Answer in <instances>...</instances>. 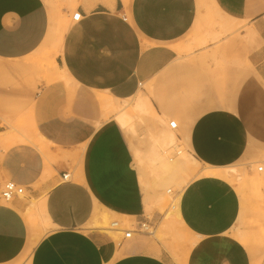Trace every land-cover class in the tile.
<instances>
[{
    "label": "crops",
    "instance_id": "0c3cea01",
    "mask_svg": "<svg viewBox=\"0 0 264 264\" xmlns=\"http://www.w3.org/2000/svg\"><path fill=\"white\" fill-rule=\"evenodd\" d=\"M59 15L72 21L45 60L70 87L35 70ZM140 91L204 166L179 194V240L163 233L165 215L146 214L157 196L117 122L83 149L98 117L93 93L123 101ZM19 120L31 129L13 136ZM9 141L0 190L12 181L28 195L0 199V264H264V248L245 245L235 184L202 175L246 164L251 176L264 153V0H0V143ZM96 207L123 228L134 219L135 232L88 227ZM32 216L47 218L43 237ZM141 222L154 230L139 232Z\"/></svg>",
    "mask_w": 264,
    "mask_h": 264
},
{
    "label": "rangeland",
    "instance_id": "374dc122",
    "mask_svg": "<svg viewBox=\"0 0 264 264\" xmlns=\"http://www.w3.org/2000/svg\"><path fill=\"white\" fill-rule=\"evenodd\" d=\"M58 20H62L65 25L69 26L72 19H68L66 16H57ZM237 29V28H235ZM237 34V31L235 32ZM44 52V51H43ZM42 52V53H43ZM50 54V53H46ZM40 56V59L37 60V64L35 66V70L38 74V76H41L45 72L49 73L51 71V63L49 60H45L46 56L44 54ZM32 68V67H31ZM33 69V68H32ZM42 73V74H41ZM54 76V74H53ZM56 76V75H55ZM63 80L62 78L57 79V82L60 83ZM54 82V78L51 77L47 80V84ZM65 86L70 87V83L68 82H62ZM144 96H146L144 94ZM136 103L135 97L126 101H118L117 105L120 106V108L125 109L130 114L129 124L126 128H123L118 121L115 119V114L110 113L108 110L100 109L97 106V113L98 117L96 120L95 127L93 128V132L90 135L89 139L84 143L83 149L85 150L91 141L94 133L99 131L105 124L110 122H117L122 130L123 133L127 139V142L129 143V146L133 152V155L135 156V153H138L139 159L137 160L138 167L140 171H144L146 174H143V176L147 179V185L149 186V192L152 193L154 196H163V203L161 207H158V205H155L152 207V210L149 209V212H146V214H149V216H152L155 212L159 213L161 215H165L168 211L171 209L172 205V199L177 197L182 187L185 185V183H188L190 180H192L196 175L199 169L204 166H189L188 168H184V165L182 164L181 160L182 157L188 156L185 149L183 147H178V141L175 138V141L171 144L166 145V149H158L160 151V154L165 158V160L172 164V168L170 171L165 173V177L163 179L158 178L149 168L147 164V159L152 155V152L154 153L155 148H153V143L156 140H160L163 135L168 134L173 130L170 129L168 125V120H165L157 115H140L135 109L134 105ZM31 121V119H29ZM31 122H28L27 124H30ZM24 121H14L11 128L9 129L13 136H17V134L24 133L25 129H31V128H25ZM26 124V125H27ZM174 135V134H173ZM175 137V136H174ZM10 138V137H9ZM12 141H9L7 143H0L2 147L10 146L15 144L10 143ZM178 149L182 152L181 154H178ZM158 152V151H156ZM159 153V152H158ZM264 156V153L256 159L253 163H251L249 166L251 172L253 175H247V169L246 164L242 166L232 167L227 170V174L225 175L229 181L232 184H235V187L239 191L241 197L244 200L245 203V210L248 214V218L246 221L241 223L240 227L243 230V238L245 242H248L250 245L256 247L257 250H262L264 248V196H260V199L257 195V190L259 189V183L261 181H264V178L262 175H264V172H258L257 166L261 160V157ZM256 179H259L257 182ZM261 180V181H260ZM256 183H255V182ZM2 190V189H1ZM0 190V192H1ZM170 190L171 192H167ZM28 193H25L23 196H20V199L26 198ZM2 203L5 204L3 199ZM119 218H112L110 222L113 221H119ZM124 227L127 229H135L136 222L134 219L127 220L124 222ZM41 234H46L49 231V226L46 225L41 221ZM110 228V224L108 226ZM150 231H153V228L149 229ZM122 236V235H120ZM121 237H117L116 241L119 242ZM178 248L179 245H176ZM179 250V249H177Z\"/></svg>",
    "mask_w": 264,
    "mask_h": 264
},
{
    "label": "bare ground",
    "instance_id": "6f19581e",
    "mask_svg": "<svg viewBox=\"0 0 264 264\" xmlns=\"http://www.w3.org/2000/svg\"><path fill=\"white\" fill-rule=\"evenodd\" d=\"M55 17V16H54ZM234 27L236 28L239 23L237 21L233 22ZM68 26L65 25V23L62 20H58L57 17L53 18L51 21V27L49 29L47 38L44 42V52L43 56H49L50 54L57 55L61 52L62 49V44H63V39L65 36V33L67 32ZM50 54H46V53ZM51 71L54 75H56V80L62 78V82H71V79L69 76L66 74V72L60 68L54 63V61L51 63ZM93 100L94 103L100 108V109H105L108 110L110 113L115 114V119L118 121V123L123 127L126 128L129 124V119H130V114L127 110L120 108L119 105H117L118 101L115 99L113 96L108 95V94H103V93H98L94 92L93 93ZM136 103L134 105V109L140 114V115H145V114H150V115H157L148 100L146 96H144V93L140 91L136 96H135ZM126 101V100H123ZM21 140V139H20ZM175 141V137L172 133V131L168 134H165L162 136L160 140H156L153 143V148H157L154 153L152 152V155L147 159V164L150 168V170L160 179H163L165 177V173L170 171V169L173 167L171 163L167 162L165 158L160 154V151L158 149H164L167 144H171ZM10 143H13L10 142ZM167 148V147H166ZM165 148V149H166ZM135 158L140 160L138 153H135ZM182 164L184 165V168H188L189 166H197L198 163L191 158L190 156H184L182 157L181 160ZM227 172L224 170H205L204 173H202L203 176H212V177H221V178H226ZM264 178V175H262ZM258 182L259 179H256ZM261 181V180H260ZM145 180H143V186H145ZM187 183H185L186 185ZM262 184V183H260ZM183 189V188H182ZM163 196H157L154 198L153 204L158 205V207H161L163 203ZM172 205L170 211H168L165 214V222L163 223L162 231L164 234H170L172 238L179 240L181 237L180 230L176 228V225H178V203H179V195L172 199ZM32 205L36 204V201L32 200L31 201ZM151 207V202L149 204V198L147 197L146 200V208L149 210ZM39 213V210L38 212ZM40 218V217H39ZM39 218L36 216L31 217V221H33L34 226H37V221ZM41 221L48 225V220L45 216H41ZM112 217L108 214L107 211L100 210L99 207L95 208V213L88 224V227L90 228H96L99 230H103L105 232H108L111 236L115 237V233H111L109 229V224L111 223ZM152 232V231H151ZM150 232V233H151ZM153 234V233H152ZM44 234H40V237H43ZM156 237V235L154 234ZM40 237H36L35 243ZM34 243V244H35ZM245 244V243H244ZM245 245H250L248 242H246ZM28 253H31V250H28Z\"/></svg>",
    "mask_w": 264,
    "mask_h": 264
},
{
    "label": "built area",
    "instance_id": "2783aa9c",
    "mask_svg": "<svg viewBox=\"0 0 264 264\" xmlns=\"http://www.w3.org/2000/svg\"><path fill=\"white\" fill-rule=\"evenodd\" d=\"M80 17L79 13H74L72 19L74 21L78 20ZM169 126L173 129L176 127V122L171 121L169 123ZM257 171L258 172H264V156L260 160L258 166H257ZM65 179L68 178V175L63 176ZM26 193V190L24 187L17 185L16 183L12 181H7L4 183L3 188L0 192V197L5 201V202H10L14 198L23 196ZM138 230L139 232H147L150 233V226L147 222H141L138 223ZM111 230L119 231L121 232L125 238H129L135 230L133 229H125L123 226L117 222H112L110 225Z\"/></svg>",
    "mask_w": 264,
    "mask_h": 264
}]
</instances>
